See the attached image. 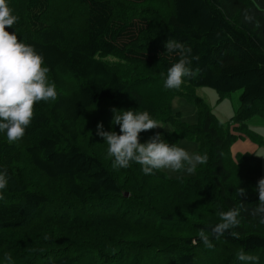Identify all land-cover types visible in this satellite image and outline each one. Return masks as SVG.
<instances>
[{
    "label": "trees",
    "instance_id": "1",
    "mask_svg": "<svg viewBox=\"0 0 264 264\" xmlns=\"http://www.w3.org/2000/svg\"><path fill=\"white\" fill-rule=\"evenodd\" d=\"M6 2L19 17L7 30L42 54L57 98L36 102L20 140L0 132V171L8 175L0 190V264H9L5 253L11 264H243L240 251L264 264V224L250 214L263 159L236 154L234 171L224 161L240 133L264 145L247 124L264 118V9L252 0ZM168 39L198 57L178 89L164 87L179 59L165 52ZM203 87L222 98L240 92L230 120L221 122L197 95ZM176 97L197 107L196 122L174 111ZM113 109L172 124L168 143L196 142L207 163L177 178L162 169L145 174L136 162L114 168L96 134L98 122L120 133ZM155 132H141L140 142ZM231 208L241 209L230 230L238 238L211 237L217 213ZM202 229L213 248L199 241Z\"/></svg>",
    "mask_w": 264,
    "mask_h": 264
},
{
    "label": "clouds",
    "instance_id": "2",
    "mask_svg": "<svg viewBox=\"0 0 264 264\" xmlns=\"http://www.w3.org/2000/svg\"><path fill=\"white\" fill-rule=\"evenodd\" d=\"M18 19L12 14L6 0H0V132L6 133L9 142L18 141L24 136L25 129L33 119L36 102L54 101L57 98L56 85L48 82L49 69L44 66L42 54L37 53L31 45L19 41L14 32L7 30ZM165 52L174 54L179 59L168 69L164 87L178 89L186 77L193 75L190 65L198 57H192V49L175 39L165 42ZM113 112V121L115 125H119L120 133L105 131L103 123L98 122L96 134L107 143V155L114 157V168H128L131 162H136L142 166L145 174H153L154 170L161 169L193 174L198 165L207 163V153H189L183 147L170 145L161 138L159 132L147 142L141 143V132L163 128L147 111L134 113L128 110L123 114H116L113 109ZM7 185V169H4L0 171V190ZM237 191L241 197L247 195L244 188L240 187ZM256 191L258 203L250 214L259 217V222L264 224V177L258 180ZM2 198L0 194V199ZM217 214L220 222L211 227V237L218 240L225 232H229L234 238H238L239 234L230 230L240 225L238 217L241 209L221 210ZM211 237L203 229L198 234L199 241L209 249L214 247ZM4 259L11 264L10 253H5ZM237 259L243 264H256L259 257L240 251Z\"/></svg>",
    "mask_w": 264,
    "mask_h": 264
},
{
    "label": "rangeland",
    "instance_id": "3",
    "mask_svg": "<svg viewBox=\"0 0 264 264\" xmlns=\"http://www.w3.org/2000/svg\"><path fill=\"white\" fill-rule=\"evenodd\" d=\"M254 3L257 6H259L260 8L261 7L264 8V6H262L258 2L254 1ZM197 95L204 98L208 102V104L214 109V111L218 110V112L220 114L224 115L225 117L221 116V115L220 116L227 119V121H228L235 114L236 107L238 104V99L240 96V92H234V93H231L228 97L222 98L215 89L210 88V87H203V88H200L197 90ZM172 106H173L174 111L181 112L183 120L187 119L190 121H194L193 119H195L194 122L197 121L196 120L197 113H198L197 107L194 104H192L191 102H189L187 99H185L183 97H176L172 103ZM187 120H185V121H187ZM187 122H189V121H187ZM194 122H189V123H194ZM222 122L224 123L223 120H222ZM162 125H163V128H159V127L156 128L155 134L157 132H159L161 134V138L168 143V141L166 139V133H167V131L171 132V130H173V125L170 123L169 124L168 123L162 124ZM258 141H259V139H256L255 141H252V142L257 144ZM185 144L189 145L188 140L181 139L175 145L185 148L189 153H193V152L198 153V144L196 142L190 141L191 145H189V146H191V147H186L187 145H185ZM224 161H225L227 168L230 171H234L236 169V162H234V158L231 157L230 152H225ZM162 170H164L168 176L173 177V178H177L180 176H192V175L196 174V171L193 174H188L185 172H171V171L166 170V169H162Z\"/></svg>",
    "mask_w": 264,
    "mask_h": 264
},
{
    "label": "crops",
    "instance_id": "4",
    "mask_svg": "<svg viewBox=\"0 0 264 264\" xmlns=\"http://www.w3.org/2000/svg\"><path fill=\"white\" fill-rule=\"evenodd\" d=\"M254 1H256L259 4H261L262 6H264V0H254ZM213 112L221 122H222V120L224 122L227 121V119L221 117L224 115L220 114L218 112V110L214 111V109H213ZM185 120H187V119H185ZM193 120L195 121V119H193ZM196 120H197V118H196ZM187 121L194 122V121H190V120H187ZM247 124H248V127L250 130H252L256 134H258L259 136H262V138H264V118L263 117H259V116L253 117L252 119H250L248 121ZM236 133L239 134L238 132H236ZM238 136H239V138L231 146V150H232L231 156L233 158H235L236 154L245 153V152H250V153H253V154L260 156L263 159V171L262 172H263V176H264V145H259V144L252 142V140L248 136H246L245 134L240 133ZM188 143H189V145H191L190 141H188ZM185 145H187V144H185ZM189 145H187L186 147H191Z\"/></svg>",
    "mask_w": 264,
    "mask_h": 264
}]
</instances>
